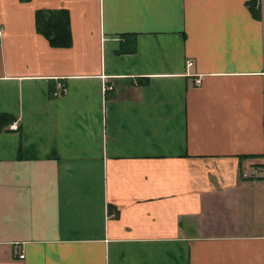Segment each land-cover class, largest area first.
<instances>
[{
	"label": "crops",
	"instance_id": "1",
	"mask_svg": "<svg viewBox=\"0 0 264 264\" xmlns=\"http://www.w3.org/2000/svg\"><path fill=\"white\" fill-rule=\"evenodd\" d=\"M0 24V264H264V175H241L264 0H0Z\"/></svg>",
	"mask_w": 264,
	"mask_h": 264
},
{
	"label": "trees",
	"instance_id": "2",
	"mask_svg": "<svg viewBox=\"0 0 264 264\" xmlns=\"http://www.w3.org/2000/svg\"><path fill=\"white\" fill-rule=\"evenodd\" d=\"M26 1V0H23ZM38 30L55 47H68L72 44L70 18L66 10H39L36 13ZM0 114V131L13 123L14 118Z\"/></svg>",
	"mask_w": 264,
	"mask_h": 264
},
{
	"label": "built area",
	"instance_id": "3",
	"mask_svg": "<svg viewBox=\"0 0 264 264\" xmlns=\"http://www.w3.org/2000/svg\"><path fill=\"white\" fill-rule=\"evenodd\" d=\"M4 34V28L3 26L0 24V40L3 37ZM197 84L200 85L201 81L198 79L197 80ZM113 89L112 86H106L105 90H111ZM67 89L64 85L61 86V91L60 92H56L55 95H61L66 93ZM241 175L244 179L247 180H252V181H257L260 178L263 177L264 175V168L260 167V166H251V167H243L241 169ZM14 257L17 259H23L25 257L24 253L19 250L18 248L14 250Z\"/></svg>",
	"mask_w": 264,
	"mask_h": 264
}]
</instances>
